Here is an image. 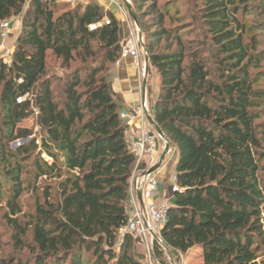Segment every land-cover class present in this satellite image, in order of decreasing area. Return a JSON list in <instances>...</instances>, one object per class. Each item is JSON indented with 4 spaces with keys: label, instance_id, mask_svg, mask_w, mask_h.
I'll use <instances>...</instances> for the list:
<instances>
[{
    "label": "trees",
    "instance_id": "1",
    "mask_svg": "<svg viewBox=\"0 0 264 264\" xmlns=\"http://www.w3.org/2000/svg\"><path fill=\"white\" fill-rule=\"evenodd\" d=\"M130 1L158 79L152 116L178 152L162 241L175 255L197 253L196 264H264V69L253 72L264 20L248 24L251 0ZM18 15L12 54L0 57V178L11 182L18 254L0 264H145L121 232L136 165L107 77L122 55L118 17L95 1L0 0V25ZM34 115L39 135L23 125ZM29 136L9 148L8 138ZM29 161L47 183L20 217Z\"/></svg>",
    "mask_w": 264,
    "mask_h": 264
},
{
    "label": "built area",
    "instance_id": "2",
    "mask_svg": "<svg viewBox=\"0 0 264 264\" xmlns=\"http://www.w3.org/2000/svg\"><path fill=\"white\" fill-rule=\"evenodd\" d=\"M63 1L70 4H77L85 0H57ZM96 2V1H95ZM126 20L130 17L128 10L123 13ZM131 18V17H130ZM11 19L4 21L0 25V29L3 32L1 36L6 38ZM101 23L91 25V29L100 26ZM128 37L122 44V55L123 57H133L136 65L142 67L144 75L145 66V52L143 50L144 42L139 39V32L132 25L128 28ZM1 37V38H2ZM2 39V40H3ZM2 44L0 42V57H3L6 61V54L1 50ZM5 51V50H4ZM24 98L19 99L22 101ZM148 115L151 114V110L148 104V98L139 101L138 104L130 107L128 110H122L120 117L126 124L127 128L133 126L135 132L133 135H126L127 142L131 152L135 157L136 169L139 165H143L141 175L137 178L135 185L130 190L128 198V220L126 225L121 229L122 233L128 232L132 234L136 239L142 241L156 240L155 236L161 239L160 233L166 222L167 211L170 203L165 202L161 205H157L152 202L154 194L159 189V181L153 173H148V170L159 160L162 153H160V142L163 141V150L165 149V141L156 132L154 127L151 125L148 119ZM175 183L172 186L173 192L179 190L176 183V175L174 176ZM142 192L143 205L139 199V192ZM150 248V245H148Z\"/></svg>",
    "mask_w": 264,
    "mask_h": 264
},
{
    "label": "rangeland",
    "instance_id": "3",
    "mask_svg": "<svg viewBox=\"0 0 264 264\" xmlns=\"http://www.w3.org/2000/svg\"><path fill=\"white\" fill-rule=\"evenodd\" d=\"M89 1H96L100 3L106 10L113 11L115 15L117 14L119 16L118 18L119 21L124 22L125 25L128 26V28L132 27V25L135 26V24L133 23L130 17L128 18V20H126V17H124L123 15V13L127 10V6L124 0H85L82 2L87 3ZM250 3L253 5L252 8L253 14L249 16L247 21L248 24H253L254 25L253 27H257L255 25L256 23H258L257 21L264 20V0H251ZM71 5L75 6L76 4H71ZM175 7L180 8L181 12H184L186 9L184 2L182 1H178ZM10 19L11 20L9 21L10 22L9 31L6 38L3 39V37L0 34V42L2 44L1 50L6 54L7 57L6 59L8 60L12 54L13 48L16 44L22 26V22H21L22 18L20 15L13 16ZM137 31L139 32V29H137ZM140 31L142 32L141 28ZM255 31L259 35L264 34L263 30H254V33ZM2 32L3 29L1 28L0 33ZM263 69H264V61L261 63V66L259 68H255L253 72L263 71ZM50 71L61 72L62 70L59 68V64L53 60V62H51ZM149 75L147 76V98L151 110L152 95L148 94V85L150 83L154 88H156L157 77L156 74H154V72L151 74V77ZM263 81L264 78H262L261 82ZM128 109L129 108L124 107V109L122 110H128ZM23 125L26 126L28 129H32L34 134L39 135L40 128H39L38 118L36 115L29 117L23 123ZM31 139L32 136L12 138V139L8 138L7 141L9 148L12 150H16L22 145L29 144ZM173 148L174 147L172 145L171 152L169 153V155L172 154ZM45 157L46 159H48L47 156ZM30 161L25 162L26 164L24 165L26 166L25 168L28 170V172H25L22 175L24 179L25 190L20 197V205L22 209V213L19 215L20 217L24 215L28 216L30 213L33 212L35 202L38 198L42 197L44 188L47 183L46 177H41L39 179L35 178V173L33 172V167L31 166ZM3 165L4 164H2L0 161V170L3 169ZM0 181H1L0 183V258H1L5 256L17 255L18 250H16L15 245L12 241V228L9 226L7 221V215H9L10 213L7 205V200L10 198L9 191L11 188V182L5 179L4 177H1ZM154 243H155V239L152 241L151 240L142 241L141 239L135 238V251L138 255L141 256L145 264H196L199 262L197 253H194V255L191 258H189L183 254L175 255L173 252L170 251L172 254V258H171L169 253L166 251L164 247H162L163 254L160 256L155 250ZM148 245H150V248H148ZM28 252L29 251L27 249L23 251V253H28Z\"/></svg>",
    "mask_w": 264,
    "mask_h": 264
},
{
    "label": "crops",
    "instance_id": "4",
    "mask_svg": "<svg viewBox=\"0 0 264 264\" xmlns=\"http://www.w3.org/2000/svg\"><path fill=\"white\" fill-rule=\"evenodd\" d=\"M119 18V16L116 14ZM120 38L122 43L128 37V26L124 22H120ZM142 67H138L131 56L123 57L114 63L108 72V80L110 89L113 95L118 101H120L124 107L130 108L141 100V81H142ZM158 82V79H157ZM157 87V83H156ZM135 128L130 126L126 130V135H133ZM163 142H160V153L163 152ZM178 158V152L173 148L172 154L167 156V159L163 165L156 171L155 175L159 181V189L151 199L152 202L157 205H161L165 202H174V192L172 186L175 183L174 176L176 175V162ZM142 170L135 169L131 186L135 185L137 178L141 175Z\"/></svg>",
    "mask_w": 264,
    "mask_h": 264
},
{
    "label": "water",
    "instance_id": "5",
    "mask_svg": "<svg viewBox=\"0 0 264 264\" xmlns=\"http://www.w3.org/2000/svg\"><path fill=\"white\" fill-rule=\"evenodd\" d=\"M124 1H125L126 6H127V10L130 14V17H131L133 23L135 24V27L137 29H139V39L144 42V37H143L142 32L140 31V25L138 22V18H137L134 6L130 0H124ZM143 50L145 52V66H144V75L142 77L141 87H140L142 100L146 99V97H147V76H148V71H149V56H148V52L146 50L145 45H143ZM148 119H149V122L151 123V125L156 130V132L165 141V149L163 150L159 160L148 170V173H153V172L157 171L163 165L165 160L167 159V156L171 152L172 143L169 140V138L165 135V133L162 131V129L159 127V125L156 123L153 116L148 115ZM138 196H139L141 204L143 205V199H142V192L141 191L139 192ZM155 238H156L157 242L162 247H164L166 249V251L169 253L170 257L172 258V254H171L169 248L164 244V242L162 240H160V238H158L157 236H155Z\"/></svg>",
    "mask_w": 264,
    "mask_h": 264
}]
</instances>
